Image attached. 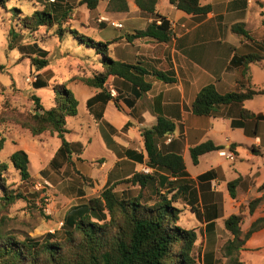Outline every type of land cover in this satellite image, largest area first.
Listing matches in <instances>:
<instances>
[{"label":"crops","instance_id":"0c3cea01","mask_svg":"<svg viewBox=\"0 0 264 264\" xmlns=\"http://www.w3.org/2000/svg\"><path fill=\"white\" fill-rule=\"evenodd\" d=\"M68 1L73 7L69 24L76 30L97 35V41L110 42V57L147 71L145 80L150 84L147 92L140 93L130 82L109 76L106 90L108 93L109 87H113L117 101L96 102L88 107V100L99 91L83 82L70 81L71 84H84L89 90L85 111L81 114L78 101V115L74 117L81 119V137L70 142L82 165L81 171L91 169L92 174L101 176L102 188L134 173L156 177V183L152 181V184L159 186L164 185L160 177L172 182L173 185L166 186L162 193L170 189V194H166L168 199L173 198V205L181 210L178 225L196 231L193 254L197 263L228 264L223 247L233 241L234 236L225 229V221L239 214L241 206L247 208L252 200L264 197V190L260 189L264 184V120H244L241 112L245 109L264 116V106L251 107L259 95L243 104L220 106L212 116H196L191 106L197 94L208 85H214L220 94L240 91L241 83L248 86L241 71L229 65L235 55H264V0H200L202 5L212 8L202 18L184 13L169 0H156V13L170 23L168 43L150 38L127 41L128 36L159 21L142 12L136 0H126V12L108 10L109 0H100L93 11H83L86 6H79L80 0ZM237 23L245 24L252 41H241L232 33L231 26ZM254 65L264 69V60L249 66L252 88L264 91V82H256L253 75ZM103 68L101 64L96 72ZM158 72L168 74L174 82L158 78L155 74ZM159 118L172 122L175 130L165 135L158 147L163 153L183 157L185 177H171L164 170L149 165L141 131L155 126ZM208 141L222 149L201 156L199 163L193 164L190 149ZM230 150L234 159L221 155ZM234 181L238 183L235 197H232L228 184ZM130 189L135 193L139 191L138 186ZM143 196L152 204L157 200L153 186ZM242 217L241 231L245 234L253 222L264 218V201L252 214L246 209ZM240 261L242 264H264V228L245 242L240 250Z\"/></svg>","mask_w":264,"mask_h":264},{"label":"trees","instance_id":"16d2710c","mask_svg":"<svg viewBox=\"0 0 264 264\" xmlns=\"http://www.w3.org/2000/svg\"><path fill=\"white\" fill-rule=\"evenodd\" d=\"M9 1L0 0V9H5ZM99 1L80 0L78 5H85L88 10L93 11L97 9ZM169 3L184 13L199 18L205 17L212 10L210 5H202L200 0H169ZM45 4L42 10L35 9L30 15L17 17L16 26L20 28V36L14 33V28H10L9 34L13 40L20 37L22 39L26 34L33 36L44 28L59 41L70 35L80 45L100 52L103 71L80 79L88 87L99 91L88 100V107L96 102L107 103L114 99L106 90L109 76L130 82L140 93L150 89V84L145 80L147 71L136 65L113 60L109 53L110 42H96L90 37L80 35L71 27L68 19L73 7L68 0H46ZM156 4V0H136V5L142 12L155 16L160 23L153 21L145 30L128 36L127 41L138 38H150L158 43L170 41V23L156 13ZM108 10L126 12L128 5L126 0H109ZM11 11L17 13L19 9L13 8ZM262 15L264 16V13ZM262 26L264 29V19ZM231 31L241 41L253 40L243 23L232 25ZM21 48L28 51L23 57L29 59L31 67L37 72L49 65L47 52L40 49L36 43ZM262 60L264 55L256 53L235 55L229 68L239 69L248 86L241 83L240 91L220 94L214 85H208L197 94L191 106L192 113L196 116H212L220 106L243 104L257 95L264 94V91L252 88L249 75V66ZM4 68L0 65V72H3ZM155 74L167 83L174 82L166 73ZM33 86L37 89L45 88L47 83L38 75ZM53 91L54 106L45 109L41 99L33 95V110L17 116L14 122L34 137L49 133L61 140V146L50 162L54 170H59L72 164V146L66 141L65 135L68 133V119L78 115L79 102L75 94L64 85L56 84ZM241 118L264 120L263 115H256L245 109L241 112ZM2 122L6 121L0 114V124ZM174 130L175 125L172 122L159 118L155 126L143 129L141 134L150 167L164 170L171 177L181 178L187 176L183 157L176 153H163L158 147L159 141ZM5 142L6 137L0 132V153ZM221 149L222 147L210 141L191 148L193 164L197 165L201 156ZM28 165V155L23 151L13 153L9 163H0V264H198L193 254L197 241L196 231L178 225L181 210L173 205V198L168 199L166 194H170V189L162 193V190L173 185L172 182L160 177L164 181L163 186L152 184V181L156 183V177L149 174L134 173L118 183H108L98 196L71 207L59 232L48 233L42 239L29 236L20 238L8 232L6 221L10 209L17 201L29 202V199L24 192L13 190L7 185V175L12 166L19 173L21 181L27 182L30 180ZM237 183L238 181H234L228 184L232 197H235L234 189ZM118 185H125L126 188L118 191ZM133 186L139 187L138 193L130 189ZM152 186L157 199L153 204L145 201L143 196ZM260 189L264 190V184ZM262 201L264 197L252 200L247 208L241 206L239 214L231 215L225 221V229L234 236V240L223 247L225 256L229 258L228 264H242L240 250L252 234L264 228V218H259L253 222L247 233L243 234L241 231L242 213L247 209L252 214Z\"/></svg>","mask_w":264,"mask_h":264},{"label":"rangeland","instance_id":"374dc122","mask_svg":"<svg viewBox=\"0 0 264 264\" xmlns=\"http://www.w3.org/2000/svg\"><path fill=\"white\" fill-rule=\"evenodd\" d=\"M45 3L46 0H10L5 9H0V65L5 67L0 72V114L6 121L0 124V132L6 137L0 153V163H9L11 155L17 151L25 152L29 158V181L22 182L19 173L12 166L7 175V185L13 190L24 192L29 199V202L17 201L10 209L6 221V230L20 238L29 236L42 239L48 233L59 232L71 207L98 196L103 190L101 176L92 174L94 171L91 169H87L89 172L81 171L82 165L77 161L75 149L71 150L72 164L54 170L50 162L60 148L61 140L49 133L34 137L14 122L17 116L33 110V95L41 99L45 109L54 106L53 87L56 84L66 86L75 94L81 103L83 114L89 94V90H86L88 87L80 83L71 84L70 81L81 82L80 79L89 78L100 70L101 53L80 45L70 35L59 41L41 28L33 36L26 34L22 39H15L16 42L13 40L9 34L10 28H14L16 35H21L20 28L16 26L17 17L30 15L35 9L42 10ZM13 8L19 9V12L12 13ZM83 11H87V8L84 7ZM77 32L100 42L93 33L81 29ZM35 43L47 52L49 60V65L40 72L31 67L29 59L23 57L28 51L21 48ZM259 65H254L252 71L258 83L264 82V69ZM38 75L47 83L45 88L37 89L33 86ZM254 106H264V96L254 98L251 107ZM80 121L81 119H68L70 132L65 135L67 142H75L81 137ZM81 157L87 159L85 155ZM124 188L121 185L117 190Z\"/></svg>","mask_w":264,"mask_h":264},{"label":"built area","instance_id":"2783aa9c","mask_svg":"<svg viewBox=\"0 0 264 264\" xmlns=\"http://www.w3.org/2000/svg\"><path fill=\"white\" fill-rule=\"evenodd\" d=\"M47 1L53 2L54 0H47ZM102 20H104V19H101L100 21H102ZM157 23H160V21H158ZM108 92L112 98L117 97V92L113 87H109ZM221 155L226 157L227 159H234L235 158V155L231 150L230 151H224L221 153ZM45 184L48 185V183H46V182H45Z\"/></svg>","mask_w":264,"mask_h":264}]
</instances>
